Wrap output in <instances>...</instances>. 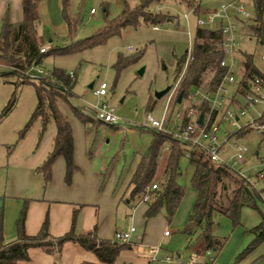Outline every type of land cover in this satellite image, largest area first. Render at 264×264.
<instances>
[{
    "label": "rangeland",
    "instance_id": "rangeland-1",
    "mask_svg": "<svg viewBox=\"0 0 264 264\" xmlns=\"http://www.w3.org/2000/svg\"><path fill=\"white\" fill-rule=\"evenodd\" d=\"M68 1L69 13L81 15L82 18L74 40L87 38L103 28L105 25L103 17L105 8H107L111 18L118 16L122 11V0ZM228 1L195 0L199 10L201 7L199 18L206 21L207 11ZM130 2L136 3L135 0H130ZM43 3L45 6H43V14L41 12L40 23L37 28L39 35L44 37L45 43L49 44L51 48L67 46L71 42L69 35L58 34L57 31L60 30L61 26L55 25L53 20L55 18V21L58 22V15H55L56 9L54 8L57 0H43ZM159 7L157 10L167 12L174 17L172 22L158 25L157 30H154L153 26L143 24L137 28H126L122 30L120 36L111 38L106 44L85 50L82 53L69 56H47L43 59L42 65L35 66L30 71V75L37 79L38 69L51 72L54 68H59L67 73L75 72L73 97L70 98L69 102L61 101L59 103L61 110L74 126L76 125L75 108L84 109L93 115L92 109L96 105L105 104L112 111L118 119V124L109 125L97 121L100 125L89 126L88 151L93 157L104 163L102 167L111 166L110 172H115L114 175L117 176V179L122 174L126 176L127 171L130 174L138 156L147 149L153 133L151 129L145 127L147 124L146 116L151 114L159 120L163 118L169 105L171 91L162 98H156L155 95L168 87L171 90L176 87L180 74L177 71L178 60L190 51L197 29V16L195 14L197 12L194 13L195 15H190L189 19L186 20L184 15L189 12V9H186L185 4L179 0H171L160 4ZM246 7L254 16V7L251 1H246ZM92 9L94 13H91ZM231 12L234 11L231 10ZM60 23L65 25L61 19H59ZM241 45L245 51L253 55L254 64L264 73V61L261 59L264 56V48L251 39H246ZM120 54L125 58L135 60L122 67L118 72L115 64ZM138 56L141 57L138 58ZM141 70L143 72L140 74ZM8 72H10L9 69L0 67L1 74ZM236 77L239 81L238 72H236ZM35 78H28L25 82L23 78L16 75L0 76V182H4L7 177L6 166L8 164L10 166L17 165L27 159H34L47 153L56 135L54 121L51 120L48 123L45 131L42 130L40 120L31 122L32 113L37 103L33 85L38 80ZM102 83L107 86V95L96 96L94 92ZM91 85L93 88H90ZM230 90L233 92L234 89L230 88ZM196 91L193 90L191 94ZM174 98L175 96L172 103H174ZM12 99L14 105L4 115L6 107ZM151 100L154 105H152ZM244 106L245 103H243ZM178 108L183 109L184 104L180 107L176 106L172 112L170 111L169 117L172 127L173 123L175 125L176 122L175 116ZM258 108L260 109L261 106ZM235 111L238 114V110L235 109ZM247 111L252 118L257 115L253 107H248ZM247 120V116L242 118L239 126L245 124ZM221 130L222 134L226 131L232 134L230 141L225 144L228 155L234 151L237 145L248 148V153L236 171L248 178L257 190L262 191L261 210L264 213V135L257 130H252L239 137L235 135L238 127H231L226 122L222 123ZM222 134L220 140L223 139ZM187 150L191 149L188 148ZM234 153L235 151L232 155ZM180 169L182 175L179 176L178 182L185 190V198H188L190 193L193 194L190 184L193 166L190 165L187 156L181 157ZM129 210V206L123 201L117 217V228L120 229L118 232H130L132 219H130L131 210ZM165 213V210H162L160 215L165 216ZM159 220L153 222L151 234L153 237L158 232ZM215 220L216 222L219 221L218 218ZM260 220L259 212L244 209L241 218L244 228L256 225ZM170 231L171 229L168 227L167 232L169 234ZM251 237L250 233H244L241 229L235 231L231 243L227 244L228 247L225 251L228 264H254L260 257L264 256L263 243L244 259H238ZM115 238L121 242L119 233H116ZM236 241L238 243L236 248L241 244V248L237 252H235L236 248L231 249L233 242ZM142 252L143 248L139 245L132 251L120 254L115 264H129L137 256H141ZM259 264H264V260Z\"/></svg>",
    "mask_w": 264,
    "mask_h": 264
},
{
    "label": "trees",
    "instance_id": "trees-1",
    "mask_svg": "<svg viewBox=\"0 0 264 264\" xmlns=\"http://www.w3.org/2000/svg\"><path fill=\"white\" fill-rule=\"evenodd\" d=\"M169 1L171 0H135L136 3L132 4L130 0H122V11L118 16L109 19L108 11L105 9L103 28L87 38L74 40L82 18L81 15L72 16L69 13V1L63 0L62 16L68 27L71 42L67 46L52 47L47 52L41 53L36 43L40 19L35 13L34 1L23 0L24 20L13 24L10 22L9 14L6 13L0 25V67L10 70L3 76L16 75L26 82L30 78L27 73L33 67L42 65L43 59L47 56H69L82 53L85 50L106 44L108 40L120 36L122 30L129 27L137 28L141 24L158 26L172 22L174 17L167 12L156 9L160 4ZM179 1L185 4L186 9L197 7L195 0ZM251 1L254 7V16L252 20L243 25L242 30L249 39L254 40L264 48V0ZM198 11L199 8L197 7L196 12L198 13ZM238 53L241 65L240 80L234 94L243 97L250 92L251 84L256 79L264 80V73L254 64L252 54L240 50V48ZM224 55L221 31L218 28L210 29L197 26L192 44V59L189 61L175 92L174 104L178 105L183 100L190 98L193 90L201 89L208 95L215 93L227 73V68L221 66ZM140 57L138 56V58ZM186 58L187 54L178 60L177 71L180 74L183 71ZM134 60L133 58H125L120 54L115 67L119 72L122 67ZM47 74L39 76L38 82L33 85L37 103L32 113L31 122L40 120L42 130L45 131L48 123L51 120L54 121L56 136L51 152L43 164L36 169V172L44 176L46 183L50 182L55 161L59 157H63L66 163L65 181L70 185L72 176L75 171L79 170V167L74 158L72 127L59 103L61 101L69 102L70 98L73 97L72 89L75 85L76 76L71 78L67 72L59 68H54ZM179 97H181L180 102ZM13 105L14 100L12 99L6 107L4 115L12 109ZM247 107L245 105L243 108ZM198 108L203 113L209 111L207 102L200 104ZM74 114L83 124L89 122V118L80 109L75 108ZM187 121L184 113L182 125H185ZM257 123L264 124V117L259 119ZM250 129V126L241 128L237 131L238 135ZM166 142L169 143L170 150L163 170L159 174L160 159ZM187 149L185 145L173 140L169 134L153 130L152 141L142 156L130 182L132 197L144 194L153 184L158 186V190L155 191L157 200L145 212L146 219L158 216L162 210H165L168 220L174 216L184 195L177 178L180 159ZM189 152L188 160L194 168L191 186L197 191V199L182 233L189 238L199 233L200 238L204 240L206 250L219 251L224 246L226 239H220L212 234L216 217L229 219L233 227L236 228L241 225V212L244 208L255 210L259 212L261 222L248 231L255 235V239L242 254L245 256L264 243V213L261 210L263 203L261 191L257 190L247 178L227 166L210 167L204 154L199 150L191 149ZM25 216L26 210L24 208L16 223L17 239L9 244L4 241L0 220V264L27 262L30 260L28 251L34 247L42 248L46 253L52 254L57 248H61L63 244L68 242L76 243L84 250L93 253L100 264H115L119 255L130 247L127 242L103 241L98 238L96 230L76 235L75 222L71 230L58 238L56 242L50 239L47 220L36 236H29L25 231Z\"/></svg>",
    "mask_w": 264,
    "mask_h": 264
},
{
    "label": "crops",
    "instance_id": "crops-1",
    "mask_svg": "<svg viewBox=\"0 0 264 264\" xmlns=\"http://www.w3.org/2000/svg\"><path fill=\"white\" fill-rule=\"evenodd\" d=\"M33 1L35 4V13L40 19L41 15L43 14V6L45 5L43 0ZM231 1L232 0H229L228 2L224 3H229ZM62 4L63 0H57V4L54 8L56 9L55 15H58V22L55 21V18L53 20L55 25L61 26L60 30L57 31L58 34L66 35L68 34V27L62 16ZM92 10L91 13H94V10L93 12ZM6 13L9 14L11 23L17 24L22 22L24 20L23 0H0V25ZM196 14L200 16L201 7L199 12ZM71 15L76 16L73 14ZM232 15L235 16V13L233 12ZM59 19L63 20L65 25H61V23L59 24ZM109 19H112L110 15ZM234 19H236V17ZM154 27L155 26H153V29ZM247 39L249 38L247 37ZM36 43L39 49L43 47L49 48V50L51 49V46L45 43L44 37L39 35L38 31ZM241 49L245 50L242 45L240 46V50ZM240 69L241 65L239 57V64L234 71L235 76L236 72H238L240 75ZM3 75L4 74L0 73V76ZM236 82L238 83L237 77ZM236 87L237 85L235 84L228 86L230 92L229 107L234 111L237 109L239 114V110L240 108H243V103H245V101L243 97L238 95L235 96L234 90ZM230 88L234 89L233 92H231ZM170 91H172L171 88L169 92ZM105 95H107V92ZM172 99L173 98H169V105L165 112L167 115L165 127L169 130H174L177 126L183 124V118H177V112H184L191 105L190 98L183 100V102L179 103L180 105H175L172 103ZM152 103V105H154V102ZM183 104L184 108H178L176 111V122L175 125L173 123L172 127L169 114L176 106L180 107ZM253 108H255V113L257 114L259 112V108ZM80 110L89 118V122L87 124H83L76 117V125L74 126L72 122L70 123L74 137V158L76 164L79 167V170L74 172L70 185H68L65 181L66 163L63 157H59L55 161L52 167V179L50 182L46 183L44 176L36 172V169L43 164L51 152L55 137L53 138L51 148L47 151V153L42 154V156L36 157L34 159H27L26 161H23L17 165L10 166L8 164V166H6L7 177L4 182H0V184L4 183L2 186H0V220L5 243L9 244L17 239L16 223L24 208L26 210L25 231L29 236H36L41 231L45 221L47 220L48 233L50 239H52L54 242H56L58 238L67 234L71 230L74 222V230L76 235H82L96 230L99 239L103 241H118L115 238L116 233H119L118 230H120L117 228V217L120 211L121 203L125 201L131 210L129 211L131 212L130 219H132V226L129 228L130 232H123L130 233V238L127 241L130 247L122 253H125L126 251H132L139 245H141L143 248L142 255L137 256L134 261H131L129 264H177L175 261L176 259H181L184 262H190L194 258L196 260L194 264H228L225 251L227 250L228 245L231 243L232 236L235 234L237 229H241V231L244 233H250L252 235L251 239L248 240L249 243L247 247L242 251L238 259H244L259 247L258 246L250 253H247L245 256H242L245 250L255 239V235L248 231L259 225L261 220L256 225H252L250 227L244 228L243 224L241 223L242 226L240 225L235 228L229 219L225 217H216L219 219V221L216 222L215 220L216 224L212 234L213 236L220 239H226L224 246L219 251H215L213 249L206 250L204 240L200 238L199 233L192 238H189L186 234L182 233V229L187 223L194 208L197 199V191L191 186L193 194L190 193V197L187 196L188 198H185V190L178 182L179 176L182 175L180 162L177 182L182 187L184 195L174 213V216L171 218V220H168L165 213V216H161L159 214L154 218L146 219L145 212L156 202L157 193L155 194V199L152 202H143L141 201L142 195H137L135 197L131 196L132 187L130 182L152 139L145 152L138 156V159L134 164L133 169L130 171V174L129 171H127L128 173L126 176H123L122 174L121 177L117 179V176L114 175L115 172H110L111 166L108 165L107 167H102L104 163H102L98 158L93 157L88 151L89 126H98L100 124H98L97 120H95L94 114H89L87 111H84V109ZM246 116L248 120L245 122V124L247 122L257 121V115L255 118H252L250 115H248L247 111ZM246 116L239 117V121H241V119ZM250 128V130L241 135H238V132L235 135L240 137L244 134H247L249 131L256 130L253 126H250ZM223 133L224 134H222L221 130L219 138L222 134L223 139L220 140L223 146L222 155L223 157L227 158V156H231L234 152L233 151L228 155L226 153L227 150L225 147V144L230 141L232 134L227 133V131ZM261 134L264 135V133ZM167 145L169 146L168 150L166 149ZM169 150L170 145L168 142H166L164 144L160 159L159 174L163 170ZM188 155L190 156V152L186 150L184 156H187L189 159ZM244 209L241 212V218L243 217ZM156 219L160 220L158 232L156 233V236L153 237L151 235L153 231L152 225L153 222L157 221ZM168 227L171 229V233L166 235ZM132 228H134V231H131ZM237 244V241L233 242L231 249L236 248ZM240 245L237 246L235 252L241 248ZM28 252L30 260L21 264H100L93 253L84 250L78 244L72 242L63 244L61 248H57L52 254L46 253L42 248L39 247L30 248ZM263 260L264 256L260 257L254 264H259Z\"/></svg>",
    "mask_w": 264,
    "mask_h": 264
},
{
    "label": "built area",
    "instance_id": "built-area-1",
    "mask_svg": "<svg viewBox=\"0 0 264 264\" xmlns=\"http://www.w3.org/2000/svg\"><path fill=\"white\" fill-rule=\"evenodd\" d=\"M246 1L248 0H232L229 3L221 4L206 12L207 20H201L195 13L196 6L189 9V12L184 15L186 20L190 15L197 16V26L207 28H218L222 34V46L224 51V58L221 61V66L227 68V73L223 78L220 86L215 93L208 95L201 89L190 96V107L184 112H177V118L182 119L184 113L188 119L185 125H179L174 130H169L165 127L166 113L162 119H157L151 114H147L145 127L155 130L159 133L169 134L173 140L185 145L190 149H197L204 154L210 167L217 168L219 166H227L235 170L241 161L244 160L248 153L246 146H235V153L227 158L223 157V146L219 138L221 126L223 122H226L231 127H238V130L247 126H253L256 130L264 133V124L257 123L259 119L264 117V80L256 79L251 84L250 92L246 93L243 98L245 105L248 107H259L257 113V121L247 122L246 124L239 126V117L247 115V108H240L239 114L229 107V89L230 85H238L236 82V76L234 71L239 64V48L247 39L246 34L243 32L242 27L245 23H248L253 19V15L247 10ZM231 10L234 11L235 16L232 15ZM93 12V10H92ZM195 13V14H194ZM236 17V19H234ZM217 25V26H216ZM216 26V27H215ZM157 29V26L154 27ZM49 48H40L41 53H45ZM192 59V47L187 52V58L184 63L183 71L181 72L176 87L171 91L170 99L175 96V92L179 86V83L186 71L189 61ZM264 61V56L261 57ZM41 75H48L42 69H38V77ZM68 75L71 78L75 77V72H70ZM30 78H35L27 73ZM37 79V78H35ZM106 84L102 83L100 88L95 91L96 96H104L106 94ZM204 102L209 105V111L203 113L199 110L198 106ZM196 106V107H195ZM95 120L104 124L116 125L118 119L114 116L112 111L105 105H96L93 109ZM166 149H169L167 145ZM189 157V155H188ZM158 186L153 184L150 188L142 194L141 201L152 202L155 199V191ZM134 231V228L131 229ZM169 234L166 232V235ZM121 242H127L130 238V233L119 232ZM177 264H194L195 258L190 262H184L181 259L175 260Z\"/></svg>",
    "mask_w": 264,
    "mask_h": 264
},
{
    "label": "water",
    "instance_id": "water-1",
    "mask_svg": "<svg viewBox=\"0 0 264 264\" xmlns=\"http://www.w3.org/2000/svg\"><path fill=\"white\" fill-rule=\"evenodd\" d=\"M143 72V70L140 71V74ZM90 88H93V85L90 86ZM170 90V87L166 88L165 90L161 91V92H158L156 93V98H161L163 97L164 95H166ZM181 100V97H179V102Z\"/></svg>",
    "mask_w": 264,
    "mask_h": 264
}]
</instances>
